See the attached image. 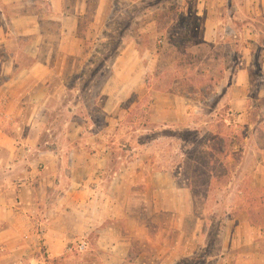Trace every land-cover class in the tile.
Listing matches in <instances>:
<instances>
[{
    "label": "rangeland",
    "instance_id": "374dc122",
    "mask_svg": "<svg viewBox=\"0 0 264 264\" xmlns=\"http://www.w3.org/2000/svg\"><path fill=\"white\" fill-rule=\"evenodd\" d=\"M78 39L80 56L67 48L66 77L51 81L41 149L48 143L68 167L73 151L108 148L116 170L139 160L159 173L142 194L168 211H143L150 231L132 240L126 264H264V0H88ZM240 73L248 106L234 111L214 154ZM118 186L112 212L133 214L134 189ZM187 200L195 216L175 234L172 212L190 209ZM85 244L55 264H103L97 240Z\"/></svg>",
    "mask_w": 264,
    "mask_h": 264
},
{
    "label": "crops",
    "instance_id": "0c3cea01",
    "mask_svg": "<svg viewBox=\"0 0 264 264\" xmlns=\"http://www.w3.org/2000/svg\"><path fill=\"white\" fill-rule=\"evenodd\" d=\"M87 1L0 0V264H55L72 253L73 245L85 244L90 238L97 240L96 251L103 264H126L132 255V240L142 239V228L150 231L147 226L152 216L143 211H168L154 200L145 202L144 181L149 186L160 175L145 173L139 160L128 165L122 161L116 170L108 148L87 151L84 156L73 151L65 167L48 143L41 149L42 135L48 131L51 81L66 77L62 69L70 58L67 48L74 46L70 55L80 56L78 51L84 47L78 33ZM256 10L252 9L254 15ZM235 90L230 109L232 115L234 111L239 115L248 106L247 74L238 75ZM28 110L34 113L25 125ZM82 138L79 134L72 142ZM126 180L128 189H134L128 205L134 213L119 215L112 212L120 204L117 185L125 186ZM63 183L69 191L60 193ZM51 189L59 192L54 201L48 194ZM125 197L126 206L127 192ZM186 202L190 209L172 212L178 223L175 234L184 233L185 222L195 216L194 200L193 205ZM132 224L137 229L133 226L130 231ZM83 247L89 249L87 244Z\"/></svg>",
    "mask_w": 264,
    "mask_h": 264
},
{
    "label": "trees",
    "instance_id": "16d2710c",
    "mask_svg": "<svg viewBox=\"0 0 264 264\" xmlns=\"http://www.w3.org/2000/svg\"><path fill=\"white\" fill-rule=\"evenodd\" d=\"M112 76V74H110V76L107 78V80L110 78ZM106 80V81H107ZM105 81V82H106ZM232 113H229V115H228V117H227V120L226 121H224L222 124H219L218 126H217V135H216V138H215V140L214 141H210L211 142V149H212V152L215 154V153H217V149H219V147L222 145V139H220V136L221 135H223V131H222V129L225 127V126H228L229 125V127L230 128H232V122L231 121H233L232 120ZM135 119V118H134ZM134 119H133V121H134ZM123 143V142H122ZM124 144V143H123ZM122 144V146L123 147H126V145H123ZM218 145H220V146H218ZM222 147V146H221ZM223 151L224 150H222L221 152H222V155H223ZM113 155V157H115V155H114V153L112 154ZM113 160H114V158H113ZM113 160H112V163H113ZM147 163H145L144 165H146ZM145 169V173H148L149 171L147 170V168L145 167L144 168ZM250 217H251V213H250ZM257 226H259V227H261L260 225H257ZM262 228V227H261Z\"/></svg>",
    "mask_w": 264,
    "mask_h": 264
}]
</instances>
